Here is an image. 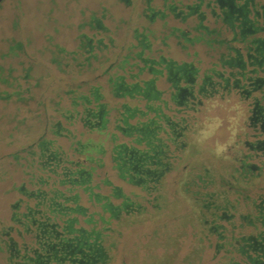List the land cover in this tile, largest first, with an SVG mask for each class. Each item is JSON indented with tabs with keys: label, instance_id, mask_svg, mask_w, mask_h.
Wrapping results in <instances>:
<instances>
[{
	"label": "rangeland",
	"instance_id": "rangeland-1",
	"mask_svg": "<svg viewBox=\"0 0 264 264\" xmlns=\"http://www.w3.org/2000/svg\"><path fill=\"white\" fill-rule=\"evenodd\" d=\"M168 2L176 10L186 4ZM161 7V0L0 1V264H12V242L32 243L13 221L34 207L31 192L78 194L90 212L108 217L81 188L59 184L63 164L57 166L55 157L72 172L73 163H81L94 193L137 207L136 214L109 221L104 245L111 264H249L238 253L239 238L262 227L255 217L264 202V156L250 147L264 135L249 121L252 99L205 85L199 91L211 68L222 70L214 65L216 52L179 38L173 29H188L193 21L170 11L160 20L151 8ZM168 63L194 74L191 84L177 81L193 86L186 106L177 99ZM149 82L158 96L149 93L147 100ZM118 85L139 90L123 95ZM84 108L105 115L87 126ZM126 109L134 115L128 118ZM165 118L187 129L181 138H174ZM123 119L137 128L156 124L168 169L157 186L120 176L117 146L148 151L136 142L138 134L116 129ZM241 160L257 166L258 179L241 174ZM114 189L122 200L112 196Z\"/></svg>",
	"mask_w": 264,
	"mask_h": 264
},
{
	"label": "trees",
	"instance_id": "trees-1",
	"mask_svg": "<svg viewBox=\"0 0 264 264\" xmlns=\"http://www.w3.org/2000/svg\"><path fill=\"white\" fill-rule=\"evenodd\" d=\"M176 7L175 4L169 5V11L176 19L182 22L190 20L194 24L185 30L174 28L173 32L179 33V38H183L186 43L200 44L216 52L214 65L222 69L217 71L211 68L199 91L205 92V85L213 92L227 93L234 90L244 98L252 99V116L249 121L259 126L264 135V0H186L182 9L176 10ZM166 68L177 99L186 106L194 99L193 86L184 87L190 90V94L179 98L176 88L183 87L177 86V81L182 78L191 84V75H194L192 70L169 63ZM138 90L136 86L118 85L115 91L133 96ZM143 91L147 100L150 94L154 98L158 96L150 82L145 84ZM86 99L79 98L83 102ZM126 113L128 118L134 115L133 110L126 109ZM104 115L101 108L96 112L84 108V123L91 126L94 120L98 124ZM122 122L123 126L116 129L125 134H138L140 138L136 142H144L148 151L117 146L113 158L120 176L129 178L130 183L141 187H145L147 182L157 186L168 169L162 162L166 151L164 145L158 144L156 124L151 121L137 128L128 125L125 119ZM165 122L174 138H181L187 130L179 124L170 123L168 118H165ZM179 131L182 134H178ZM250 147L264 156V140H258L250 144ZM54 161L57 166L63 164L59 184L81 188L88 196L87 202L99 205L108 217L90 212L89 207L81 203L78 194L67 196L58 190L31 192L27 196L35 201L34 207L27 206L25 213L15 215L13 221L23 228L22 232L32 236V243H11L9 253L12 264H111L109 248L104 245V233L110 229L109 221H118L121 214H136L139 212L137 207L132 206L127 199L122 200L118 189L113 190L112 196L122 200L119 205L113 204L107 196L94 193L89 186L90 174L84 172L81 163H73L75 169L72 172L62 160L55 157ZM239 170L246 178H259L257 166L245 160L239 161ZM106 183L109 185L108 181ZM258 210L260 213L255 219L262 227L250 236L239 238L238 253L249 264H264V202ZM250 219L248 216L242 217L244 223L253 225V219L249 222ZM98 223L101 228H97ZM218 231V227L210 228L211 233L219 234Z\"/></svg>",
	"mask_w": 264,
	"mask_h": 264
},
{
	"label": "crops",
	"instance_id": "crops-1",
	"mask_svg": "<svg viewBox=\"0 0 264 264\" xmlns=\"http://www.w3.org/2000/svg\"><path fill=\"white\" fill-rule=\"evenodd\" d=\"M162 1V7L159 9L151 8L157 12H155V15L160 20H164L167 17V14L164 11H169V2L168 0H161Z\"/></svg>",
	"mask_w": 264,
	"mask_h": 264
},
{
	"label": "flooded vegetation",
	"instance_id": "flooded-vegetation-1",
	"mask_svg": "<svg viewBox=\"0 0 264 264\" xmlns=\"http://www.w3.org/2000/svg\"><path fill=\"white\" fill-rule=\"evenodd\" d=\"M178 91V97L184 98L185 96L190 94V90L187 88H176Z\"/></svg>",
	"mask_w": 264,
	"mask_h": 264
},
{
	"label": "water",
	"instance_id": "water-1",
	"mask_svg": "<svg viewBox=\"0 0 264 264\" xmlns=\"http://www.w3.org/2000/svg\"><path fill=\"white\" fill-rule=\"evenodd\" d=\"M1 1V0H0Z\"/></svg>",
	"mask_w": 264,
	"mask_h": 264
}]
</instances>
